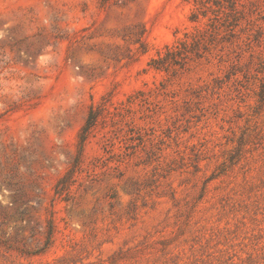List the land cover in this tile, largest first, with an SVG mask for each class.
Here are the masks:
<instances>
[{
    "label": "rangeland",
    "instance_id": "1",
    "mask_svg": "<svg viewBox=\"0 0 264 264\" xmlns=\"http://www.w3.org/2000/svg\"><path fill=\"white\" fill-rule=\"evenodd\" d=\"M0 264H264V0H0Z\"/></svg>",
    "mask_w": 264,
    "mask_h": 264
},
{
    "label": "trees",
    "instance_id": "2",
    "mask_svg": "<svg viewBox=\"0 0 264 264\" xmlns=\"http://www.w3.org/2000/svg\"><path fill=\"white\" fill-rule=\"evenodd\" d=\"M92 119H93V115H92V112L90 111L89 116H88L87 121H86V124L83 127L84 131H86L87 128L92 124Z\"/></svg>",
    "mask_w": 264,
    "mask_h": 264
}]
</instances>
